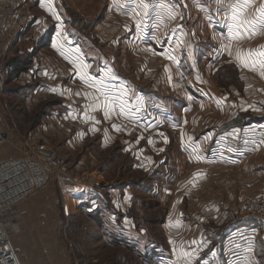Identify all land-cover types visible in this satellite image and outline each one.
<instances>
[{
	"label": "crops",
	"instance_id": "0c3cea01",
	"mask_svg": "<svg viewBox=\"0 0 264 264\" xmlns=\"http://www.w3.org/2000/svg\"><path fill=\"white\" fill-rule=\"evenodd\" d=\"M113 1L116 0H106L107 8L104 9L102 23L95 28L99 32L110 33L105 23L116 14L121 16L124 26L119 41L113 38V31L107 39L99 36V41H88L83 29L69 25L70 19H66L62 25L58 17L62 14L58 4L60 0H0V30L4 27L3 23L13 27L11 34L5 35L9 37L7 44H0V135L7 137L5 143H0V163L18 155L17 148L26 141L24 134L28 135L26 131L30 129L22 127H25L30 113L41 107L45 109L36 128L50 135L57 132V138L63 139V146L68 149L77 141L97 133L99 150L117 146V152H113V155H129L128 158L133 159L130 166L134 171L141 168L134 162L136 154L140 152L136 151L140 130L151 131L156 129V124L163 126L165 121L171 122H165L171 126L175 122L172 119L177 121L175 129L179 132L178 135L172 134L173 139L178 137V144L182 145L184 137H190L191 142L185 145L186 154H194L196 163L202 161L199 154L206 155L207 151L221 149L220 140L225 141L228 136L236 135L237 130L244 136L243 142L239 143L243 148L241 153L257 156L264 151L263 109L262 114L259 109L254 122L239 128L231 122L232 119L226 125L199 127L196 133H188L183 127L184 123H191L186 114L193 111L195 106L208 107L210 114H225L223 105L230 104L231 99H222L207 78L225 61L238 67L239 74L251 72L258 75L262 91L259 98L264 101V67L259 63L264 59L259 55L264 51V28H257L254 34L244 33L240 39L230 38L229 33V27L234 23L230 6L237 3L243 5L245 0H220L219 3L217 0H177L179 6L176 10L163 3L150 5L141 0H117L116 5ZM248 3L250 6L240 14L239 19L255 21L259 16L257 9L264 4V0H248ZM259 37L261 39L257 41ZM247 39L257 43L248 45ZM161 45L164 47L159 51ZM235 45L241 47L233 52L231 48ZM114 47H131V51L137 49V52L140 48H159L154 52L165 59L171 74L179 80L177 84L183 88L181 97L171 100L178 110L177 117L170 110L169 114L174 118H164L160 108H157L156 113L165 120L162 124L150 119L154 118L155 111L148 110V115H144L147 102L153 105L152 98L161 99L157 94L159 90L155 86L139 85L131 74L122 70L117 55L104 51ZM11 59H29V62L15 76L10 73L12 66L6 65ZM253 64L254 70L251 67ZM158 69L161 77H164L161 66ZM85 73L88 82L81 78ZM141 109L144 110L141 114L145 118L139 116ZM198 123L195 120L194 124ZM171 129L156 131L157 137L165 133L164 138L172 140L171 134L167 135L173 133ZM235 143L234 140V147ZM228 145L231 147L230 142ZM260 168V173L245 183L254 197L264 195V162ZM103 170L96 175L86 173V182L77 178H72L69 184L59 179H54V182L58 184L61 195L71 191L72 194H80L85 190L92 191L94 195L100 194L98 201L93 203L94 208L107 209L111 216L108 208L112 210L116 207H108V204L113 206L108 192L124 194L128 185L131 189L143 185L136 181L128 182L127 185L122 180L111 184L104 179ZM260 177L263 178L261 183ZM52 189L50 186L40 189L29 202L32 204L42 200L43 195L54 191ZM26 198H23V204L21 201L0 209V218L9 230L12 225L10 222L16 218L22 220L17 225L18 229H31L30 225L23 223L25 214L30 211L26 208L29 205ZM220 207L221 210L219 207L214 208L210 218L217 222L216 226L212 229L205 226L192 239L184 241L182 248L177 246V264H264V220L248 215L238 204H234L229 214L224 204ZM121 216L124 217L123 214ZM14 243H18L15 236ZM18 244L23 264H49L45 258L36 256L40 250L43 251L42 248L33 247L28 242Z\"/></svg>",
	"mask_w": 264,
	"mask_h": 264
},
{
	"label": "rangeland",
	"instance_id": "374dc122",
	"mask_svg": "<svg viewBox=\"0 0 264 264\" xmlns=\"http://www.w3.org/2000/svg\"><path fill=\"white\" fill-rule=\"evenodd\" d=\"M113 2L116 5L118 3L117 0ZM58 4L62 12L58 16L61 24L63 25L66 19H70L69 25L83 29L88 41L107 39L112 31L113 38L120 40L124 22L117 14L104 25L106 29L111 30L110 33L99 32L95 28L102 23L104 9L107 8L106 0H60ZM169 7L176 10L175 6ZM3 26L0 30V44L2 42L7 44L9 37L5 35L11 34L13 27L9 23H3ZM260 39L257 38V41ZM257 41L247 39L246 43L254 46ZM160 47L161 49L156 47L155 50L140 48L138 52L137 49L131 51V47L125 49L114 47L110 51L107 48L104 51L117 55L120 68L131 74L139 85L145 87L151 85L159 90L157 94L162 100L152 98L153 105L147 102L146 112L143 109L139 110V116L145 118L148 110L155 111L154 118L150 119L161 123L165 121L163 117L174 118L169 114L170 110L176 116L178 110L174 105L175 102L171 100L179 99L183 88L177 84L179 80L171 74L165 59L155 53L158 49L162 51L164 46ZM240 47L235 45L231 50L238 51ZM166 48L168 50V46ZM24 60L29 62V59ZM160 66L165 72L164 77H161L159 72ZM255 74L251 72L239 74L238 67L233 63L226 61L220 63L216 71L207 78L222 99L225 101L231 99V103L223 105L226 109L225 114L221 112L210 114L208 107L195 106L193 111L186 114L191 123L183 124L184 131L196 133L199 127L226 125L228 121L238 126L247 116L257 119L255 116L259 115V109L261 114L263 113L264 101H260L262 91H260L258 75ZM157 108H160L163 117L157 115ZM43 109L45 108L41 107L39 110L37 108L30 113L29 119H26V125L22 128L30 129L26 131L28 135L24 134L26 141L17 148L18 155L15 157H23L26 154L40 160L37 150L42 145L50 147L56 154V164L46 174L45 184L28 194L26 201L28 203L30 198L32 199L46 186L52 187L54 191L43 195L42 200L36 203L29 202L30 206L26 208L30 211L25 214L23 223L30 225L31 229H18L17 225L21 219L16 218L10 222L13 227L9 230L2 217L0 218V224L9 235L20 264L23 262L20 260L18 243L24 244V242L42 248L43 251L40 250L36 256L45 258L49 264H177L179 262L175 251L177 246L182 248L184 241L192 239L205 226L212 229L217 225V222L210 219L214 208L219 207L221 210L220 206L224 204L229 214L234 204L236 206L238 204L242 209L245 201L263 196H252L250 187L245 186V183L260 173L261 163L264 162V151L257 156L247 152L241 153L243 148L239 143L244 139L241 131L237 130L234 135L236 139L234 136H228L225 141L220 140L221 149H212L207 151L206 155L199 154L198 157L202 161L196 163L194 154H186L185 145L191 142L190 137L185 136L182 145L178 144L180 140L178 137L173 139L174 134H179L177 128L175 129L176 120L172 119L175 122L171 126L165 123H171L169 121H165L163 126L156 124V129L153 128L151 131L140 130L139 141L136 143V151L140 152L136 154L137 158L134 162L141 165V168L134 171L130 166L133 159H129V155H113V152H117V146L103 149L105 151L99 150L97 133L77 141L68 149L63 146V139L57 138V132L50 135L36 128L39 126L37 122ZM143 112L146 113L144 117ZM263 118L262 114V121ZM195 120L200 123L195 125ZM168 128L173 132L167 134H171L172 140L164 138L165 133L157 137L156 131ZM4 137L7 140V137ZM234 140L236 147L233 146ZM228 142L231 147H228ZM244 148L249 149V147ZM102 170L105 172L104 179L111 184L122 180L127 185L128 182L133 181L143 185L133 189L128 185L124 194L108 192L113 205L108 204V207H116L112 210L108 208L111 216L107 213V209L95 210L93 203L98 201L100 194L94 195L92 191L85 190L80 194H72L71 191L61 195L58 184L54 182V179H59L62 183L69 184L72 178L86 182V176L84 177L86 173L91 172L96 175L101 174ZM65 177L67 179H64ZM262 179L260 177V183ZM14 236L17 244L14 243Z\"/></svg>",
	"mask_w": 264,
	"mask_h": 264
},
{
	"label": "built area",
	"instance_id": "2783aa9c",
	"mask_svg": "<svg viewBox=\"0 0 264 264\" xmlns=\"http://www.w3.org/2000/svg\"><path fill=\"white\" fill-rule=\"evenodd\" d=\"M146 4H166L178 7L177 0H141ZM5 141V137L0 135V143ZM40 147V146H39ZM39 149V148H38ZM38 154L40 155V160L38 158L30 157L26 154L23 157H10L5 159V161L0 163V185L2 190L0 191L1 202L0 209L11 206L13 204L19 203L24 197L32 192L38 190L42 187L46 181V174L54 168L56 164V154L48 146L40 147ZM40 152V153H39ZM30 162L36 165V167L41 168L40 170L33 169L30 167ZM30 180L32 185H29ZM15 184L22 186L20 195L14 198V190L16 189ZM242 210L254 218L264 220V195L259 199H252L245 201L242 206ZM4 230L0 224V231ZM0 232V264H20L17 260V255L14 248L10 243L9 235L6 233L7 237L1 236Z\"/></svg>",
	"mask_w": 264,
	"mask_h": 264
},
{
	"label": "snow or ice",
	"instance_id": "6c2138e0",
	"mask_svg": "<svg viewBox=\"0 0 264 264\" xmlns=\"http://www.w3.org/2000/svg\"><path fill=\"white\" fill-rule=\"evenodd\" d=\"M217 2L219 3L220 0H217ZM248 6H250L248 3V0H245V3L243 5L240 3H237V4L230 6L232 8V20L234 22L229 27L230 38L240 39V38H243L244 33L254 34L257 28H264V4H261L260 8L257 9L259 16L257 17L255 21L239 19L240 14L244 12ZM145 7L147 6L145 5ZM234 29L235 31H233ZM53 47H56V45H53ZM259 55L261 57H264V51H261ZM259 63L262 67H264V59H261ZM246 66L248 65L246 64ZM84 67L86 68L87 66L85 65ZM251 67L253 68V70L255 69L254 64L251 65ZM81 78L85 79V82H88L89 78H87L86 73L82 74ZM97 90L101 91V89L99 88ZM105 99L107 101L108 97L106 96ZM121 110L123 111V108ZM105 115L107 116V112L105 113ZM184 254L189 255L188 253H184Z\"/></svg>",
	"mask_w": 264,
	"mask_h": 264
},
{
	"label": "trees",
	"instance_id": "16d2710c",
	"mask_svg": "<svg viewBox=\"0 0 264 264\" xmlns=\"http://www.w3.org/2000/svg\"><path fill=\"white\" fill-rule=\"evenodd\" d=\"M24 61L25 60H21V61L20 60L19 61L10 60L6 63V65L12 66V70L10 71V73H13V75L16 76L17 74H19L20 71L24 70L26 64H28L27 61H25V62ZM15 65H17V66H15ZM43 113H44V109L42 111V114ZM253 120H255L253 117L247 116L243 119V121H241V123H240L241 125H238V127H242L243 125L249 124Z\"/></svg>",
	"mask_w": 264,
	"mask_h": 264
},
{
	"label": "bare ground",
	"instance_id": "6f19581e",
	"mask_svg": "<svg viewBox=\"0 0 264 264\" xmlns=\"http://www.w3.org/2000/svg\"><path fill=\"white\" fill-rule=\"evenodd\" d=\"M30 167H33V169H39L40 170V175L42 176L43 175V173H41V168H39V167H36V165L35 164H33L32 162H30ZM33 183H32V181L30 180V182H29V185L31 186ZM16 186H18L17 184H15V187ZM2 190V186L0 185V191ZM21 190H22V186H18V187H16V189L14 190V192H13V194H14V198H16L17 196H19L20 195V192H21ZM82 191V190H81ZM76 192V191H75ZM72 193V192H71ZM0 199H1V196H0ZM23 200V199H22ZM0 202H1V200H0ZM0 232H2L1 233V236H3V237H7L6 236V232L4 231V230H1ZM18 260V259H17ZM19 261V260H18Z\"/></svg>",
	"mask_w": 264,
	"mask_h": 264
}]
</instances>
